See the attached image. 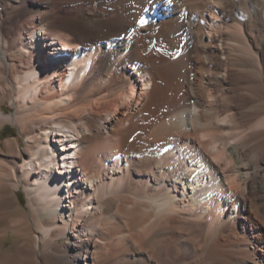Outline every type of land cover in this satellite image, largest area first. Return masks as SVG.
I'll return each mask as SVG.
<instances>
[{
	"label": "bare ground",
	"instance_id": "bare-ground-1",
	"mask_svg": "<svg viewBox=\"0 0 264 264\" xmlns=\"http://www.w3.org/2000/svg\"><path fill=\"white\" fill-rule=\"evenodd\" d=\"M0 264H264V0H0Z\"/></svg>",
	"mask_w": 264,
	"mask_h": 264
},
{
	"label": "rangeland",
	"instance_id": "rangeland-1",
	"mask_svg": "<svg viewBox=\"0 0 264 264\" xmlns=\"http://www.w3.org/2000/svg\"><path fill=\"white\" fill-rule=\"evenodd\" d=\"M9 110H11V109L9 108ZM8 128H9L8 130H10V131L17 132V128L15 126L11 125V124H8ZM19 197H20L21 201L24 203L25 197H24V193H23V191L21 189H20V192H19Z\"/></svg>",
	"mask_w": 264,
	"mask_h": 264
}]
</instances>
